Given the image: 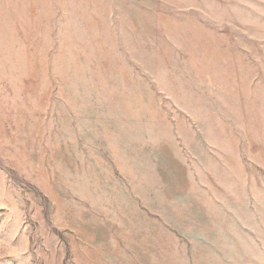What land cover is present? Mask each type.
<instances>
[{
    "label": "rangeland",
    "instance_id": "obj_1",
    "mask_svg": "<svg viewBox=\"0 0 264 264\" xmlns=\"http://www.w3.org/2000/svg\"><path fill=\"white\" fill-rule=\"evenodd\" d=\"M0 264H264V0H0Z\"/></svg>",
    "mask_w": 264,
    "mask_h": 264
}]
</instances>
